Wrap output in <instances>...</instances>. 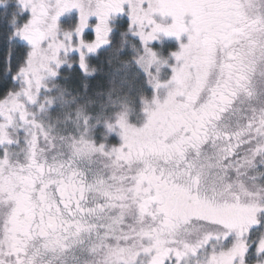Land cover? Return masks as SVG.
Wrapping results in <instances>:
<instances>
[{
  "label": "snow or ice",
  "instance_id": "1",
  "mask_svg": "<svg viewBox=\"0 0 264 264\" xmlns=\"http://www.w3.org/2000/svg\"><path fill=\"white\" fill-rule=\"evenodd\" d=\"M18 2L31 11L17 34L32 50L19 70L21 88L0 98V264H68L77 250L91 264H246L251 230L264 231V189L245 179L257 156L264 162V0ZM124 5L145 44L157 33L188 34L173 54L171 79L149 78L168 89L167 98L145 108L142 128L121 123L119 148L104 152L73 139L57 153L50 129L28 106L56 75L51 65L59 67L61 52H79L85 68L81 50L107 43V21ZM73 8L75 46L68 33L58 39L56 24ZM155 13L173 23H154ZM89 16L98 22L86 42L80 36ZM144 51L138 63H160ZM19 130L26 135L17 154L8 149ZM218 188L224 194L210 195ZM192 202L199 210H186ZM257 250L264 254V239Z\"/></svg>",
  "mask_w": 264,
  "mask_h": 264
},
{
  "label": "rangeland",
  "instance_id": "2",
  "mask_svg": "<svg viewBox=\"0 0 264 264\" xmlns=\"http://www.w3.org/2000/svg\"><path fill=\"white\" fill-rule=\"evenodd\" d=\"M89 0H85V3H88ZM0 6H4L7 7L8 9H11V7H14L16 10L19 11L20 14H22V12H26L27 16L25 18V21L22 22L23 25L22 27L16 31V33H18L20 30H22L23 26L28 23V21L31 19V11L29 8H25L22 7L21 4L18 2V0H0ZM17 7V8H16ZM124 9H126V14L122 15L121 19L118 18V20L116 21V14H111L107 24H108V28H109V32H108V36L106 37L107 39V43L101 45L100 47H98L95 51L89 53L86 52L85 50H81L84 51V64H85V68L82 69L80 67V53L77 51H69L67 52V54H64L63 52L60 53L58 59L60 60V64L59 67H57L56 65H51V67L53 68V70L56 72L55 76H50V77H46L43 81V87L40 91V94L38 96V100L35 104L29 105L28 107L30 108V111L32 113H34L37 117V119L42 122V123H47L49 121V119H51L50 117L51 115V108L54 105L55 102H58V100H56L59 96H58V91L62 90V88H60V85L58 84L59 80L61 77H66V75H68V79H66V87L65 90L67 91V93L70 95L72 94V91L70 89H72L74 87V85L72 84V81L74 80V77L72 76L73 74H76V76H78L79 80L81 75L84 76H94L93 74H95L96 72L98 74L103 73V68L102 66H100L101 62H103V59L105 58V53L111 54L112 50H110L111 48H109L108 52L106 49L101 50L102 48L106 47L109 42L112 40V47L114 48L116 46V48H119L118 45L120 46H125L126 44V37H128L129 39H131L132 41H134L137 45L138 51H140V54H137L138 56H135V58L137 57V66H139L140 70H142V72H144L145 74H149V76H147V81L149 84V92H150V96H147L146 98H143L144 100H146L147 102H149L152 106V108L155 107V105L152 103L153 99L155 98L156 100H158L160 103H163V101L167 98V91L168 89L165 88H160V89H156L153 87V85L149 82V78L150 76H155L157 78V81L160 82L161 84H165L167 83V81H169L171 79L172 76V67L176 65V61L174 59L173 54L174 53H178L180 51L181 45H186L188 43V34L187 33H182L180 35L179 38H177L176 41L171 42V45L168 46L169 51H167L166 53H163L162 50L161 52L159 50H157L158 48L155 47H160L162 43L161 41H163L162 36L164 35L163 33H157L156 34V39L148 42V43H143L139 36L136 35L137 29L131 25V20H130V16L128 13V6L124 5L123 6ZM118 14V13H117ZM124 17V19H123ZM152 19L154 21V23L156 24H160L162 26H169L173 23V20L170 16H160L158 13L153 14ZM114 20L116 21V23L114 22ZM126 20V26L125 23L123 24V22ZM185 24L186 26L190 23L191 21V17L186 15V19L184 18ZM97 18L95 16H89L88 20H87V25L88 27H86L83 32L81 33L80 39L84 40V41H91L94 39L95 37V32H94V27L97 24ZM114 22V24L112 23ZM122 22V23H121ZM79 23V10L78 9H69L66 12H64L63 14H61L59 17H57L56 20V24H57V37L58 39L63 40V35L64 33H68L71 36V41L73 46L77 45L78 40L75 34V28L78 26ZM123 25V32L121 33L122 36L117 37V36H111V32L113 30V28H116V26H120ZM121 27V26H120ZM164 37V36H163ZM173 37V36H170ZM17 39L19 40V42H21L22 44H24L23 46L25 49V54H24V60H23V66L26 62V58L28 57V54L31 52L32 48L31 45L24 39H21V37L17 34ZM48 41H45L42 44V48L47 46ZM160 44V45H159ZM147 48L149 49L152 53L155 54L157 61H159L160 63H156L153 64L149 67L148 72H145L144 69L141 67L140 63H138V61L140 60L141 57L145 56V51L144 49ZM100 52V53H99ZM104 52V56L101 55V53ZM100 56V59L98 60V63H94V64H90V59L94 56ZM134 58V57H133ZM139 59V60H138ZM94 65V66H93ZM162 66H168L167 69V74L166 76H164V78H162V76L160 75L161 73V67ZM75 67L77 68V71L74 72ZM96 71V72H94ZM158 71H160L159 75H158ZM155 72L157 73V75H155ZM13 75V74H12ZM104 75V74H102ZM19 76V74H18ZM16 77V76H15ZM77 78V77H76ZM114 78L111 79L110 81H107V87L106 90L110 89V85L114 86ZM19 83L21 86V80L19 78ZM21 88V87H20ZM89 93H90V99L92 100L93 98L95 99H99L100 96H102L98 91H94V89L92 87H89ZM88 93V94H89ZM112 94V93H110ZM109 91H107V100L106 102L103 104L102 107H97V110H95L94 112H97V114L99 116H94L93 113L92 115L89 114V110L92 111L91 107L84 108L85 111V116H86V120L81 121L77 116H76V111L77 109H74L73 115L67 116V123H66V118L65 117H61V126H57L59 127V129L67 134V135H72L73 137L78 138L77 136V130L78 129H83L86 128L87 129V134L85 136V139L90 141L94 146H101L103 145V150L104 152H109L111 150L105 149L106 146H109L108 144H106V137L111 136L112 138V142L113 145H116V143L118 144V146L120 147L123 143L122 137L121 135H118L116 131H111L110 130V125L112 123H114V118H115V114L119 111V107L117 106V104H114L113 106H110L107 102L110 101V97H109ZM68 96L69 98H67L68 100L70 98H72L71 96ZM85 97H87V95H85ZM89 99V100H90ZM96 103V102H95ZM101 106V105H100ZM133 107V108H132ZM114 109V112L112 111ZM144 109V105L141 102H138V104L136 106L131 105L130 107V111L128 114V127L130 128H135V129H140L144 126V124L147 122V113L145 111H143ZM110 114L109 116H106V114ZM103 115V119L102 121L105 120V118L109 117L108 119H106L104 122H106V127L108 128V132L109 134H107L106 132L104 133L103 136H96L94 134V129H96V125L93 127V122L96 123H100V115ZM93 119H97L96 121H92ZM46 120H48L46 122ZM54 124V123H53ZM55 125V124H54ZM56 126V125H55ZM118 131V130H117ZM26 133L21 130L20 133H16L17 136V143L20 145L19 148H17V154L20 153L21 149H23L25 147V142H24V138H25ZM98 143L97 145L94 143ZM254 166L252 168H250L247 173H246V182L250 185H255L258 189H264V162H262V159L260 156H257L256 159L253 162ZM232 179H235V175L234 173H229V182H231ZM264 203V202H262ZM261 214H259V219L261 222H264V216L261 218ZM264 236V231H258L257 229H252L250 236H249V246H251L252 244L256 245V253L255 252H249V258H253V260L251 261H246V264H264V262H261V258L262 255L257 249H258V241L261 240V237ZM231 241H233L232 237H229L228 239H226L225 241H223V246H225L226 248L230 246V244L232 243ZM83 256L85 257L86 262L88 263L89 261H92L91 258H93L91 255H89L87 252L82 253ZM261 257V258H259Z\"/></svg>",
  "mask_w": 264,
  "mask_h": 264
},
{
  "label": "trees",
  "instance_id": "3",
  "mask_svg": "<svg viewBox=\"0 0 264 264\" xmlns=\"http://www.w3.org/2000/svg\"><path fill=\"white\" fill-rule=\"evenodd\" d=\"M17 8V7H16ZM126 9L123 8V11L121 13L116 14V21L121 19L122 15L126 14ZM27 16L26 12H22V14L19 13L18 10H16L14 7H11V9H8L7 7L0 6V98H5L9 94H13L14 92L18 91L20 89V83H19V70L23 67V60H24V54L25 49L21 42L17 39V33L23 23L25 21V18ZM186 19V16L184 17ZM124 19V17H123ZM114 20V22L116 23ZM114 22H112L114 24ZM123 22V20H122ZM121 22V23H122ZM126 26V20L123 22ZM121 26V27H120ZM119 27L116 26V28H113L111 36H122L121 33L123 32V25H120ZM164 36V37H163ZM161 41L162 43L159 50L163 53H166L169 51L168 46L171 45V42H174L177 40V37L173 36H166L163 35ZM126 38V45L125 46H119V48H116V46L113 48L112 40L109 42V44L102 48L106 49L107 52L108 49L111 48L112 50L111 54L105 53V58L103 59V62H101L100 66L103 68V73L98 74L96 71L94 76H84L81 75L80 80L76 74H73L74 80L72 81V84L74 87L70 89L72 91V98L69 100L67 91L65 90L66 87V79H68V75L66 77H61L58 84L60 85V88L62 90L58 91V102H55L54 105L51 108V119L46 120L48 124H55L56 126H61V117L66 118L67 123V116L73 115L74 109L79 108L80 106H84V108L91 107L92 111L89 110V114L94 116H99L97 112H94L97 110V107H102L103 104L107 100V91H109V94L112 93V91L115 89V87L123 89L124 92L128 93V95L131 98V105L136 106L138 102H141V98H146L147 96H150L149 92V84L147 81V76L149 74H145L140 70L139 66H137V54H140V51H138L137 45L134 41L129 39L128 37L124 36ZM22 39V38H21ZM174 40V41H172ZM159 44V45H160ZM100 53V52H99ZM101 55L104 56V52L101 53ZM134 57V58H133ZM100 59V56H94L90 59V64L98 63V60ZM139 60V59H138ZM117 64H120L121 66H117ZM94 66V65H93ZM168 67V66H167ZM166 66L161 67V72L158 71V75L160 74L162 78L166 76L167 69ZM77 71V68L75 67L74 72ZM160 72V73H159ZM13 74V75H12ZM104 74V75H102ZM155 75L157 73L155 72ZM16 76V77H15ZM77 77V78H76ZM114 78V87L112 89L106 90L107 87V81ZM89 87H92L94 91H98L102 96H100L99 99L93 98L92 100L89 98ZM89 93V94H88ZM70 95V96H71ZM87 95V97H85ZM110 101L107 102L110 106H113L116 104V101L113 99L112 94L109 95ZM90 99V100H89ZM96 102V103H95ZM101 105V106H100ZM133 108V107H132ZM114 112V109L112 110ZM106 116H109L110 114L105 113ZM55 118V120L53 119ZM100 123L93 122V127L95 124H97L94 129V134L96 136H103L106 132L109 134L108 128L105 126L106 122H104L109 117L105 118L104 121L103 115H100ZM110 119V118H109ZM97 119H93L92 121H96ZM21 130H19L17 133H20ZM112 140L111 136L106 137V143H109ZM19 144L16 142L9 146V149L13 153H17V148H19ZM2 151V149H0ZM264 216V213L261 214V218ZM261 239H264V236L261 237ZM233 242V241H231ZM257 242H259L257 240ZM232 244V243H231ZM230 244V246H231ZM229 246V247H230ZM224 250H227L229 247L223 246ZM256 251V245L252 244L248 247V254L246 261H251L253 258H249V252H255ZM256 253V252H255ZM262 254V253H261ZM261 258V257H259ZM261 262H264V254L262 255V258L260 259Z\"/></svg>",
  "mask_w": 264,
  "mask_h": 264
},
{
  "label": "clouds",
  "instance_id": "4",
  "mask_svg": "<svg viewBox=\"0 0 264 264\" xmlns=\"http://www.w3.org/2000/svg\"><path fill=\"white\" fill-rule=\"evenodd\" d=\"M141 67L143 69H149V65L147 64V57L144 58V60L140 63ZM117 66H121L120 64H117ZM114 86L110 85V89H112ZM113 99L116 101L117 106L119 107V111L115 114L114 123L110 125L111 131H116L118 135H122L123 129L121 128V123L128 126V114L131 107V98L128 95V93L124 92L123 89L115 87V89L112 91ZM141 103L144 105L143 111H145L146 107H152L149 102L141 98ZM76 116L81 120H86L84 106H80L76 111ZM55 120V118H53ZM46 128L50 129L51 136L54 139L56 146H57V153L67 144L71 143L73 139L79 140V139H85V136L87 134V129H78L77 130V136L73 137L72 135H67L63 133L59 127L55 126L54 124H48L43 123ZM118 130V131H117ZM88 141V140H86ZM90 142V141H89ZM49 153L46 151L44 153L45 156H47ZM224 194L222 189H217L215 193H210V195L219 197L220 195ZM197 205L195 202H192L191 204H186V210L191 212L195 211L197 209ZM192 239H195V235L192 236Z\"/></svg>",
  "mask_w": 264,
  "mask_h": 264
},
{
  "label": "flooded vegetation",
  "instance_id": "5",
  "mask_svg": "<svg viewBox=\"0 0 264 264\" xmlns=\"http://www.w3.org/2000/svg\"><path fill=\"white\" fill-rule=\"evenodd\" d=\"M94 143L96 145L98 144L96 142H94ZM106 144L109 145V146L105 147V149H108V150H111V149H114V148H119L117 143H116V145H113L112 140L109 143H106ZM196 210H199V209H196ZM75 256H76V260L69 261L68 264H91V261H89L88 263L86 262L85 257L83 256V254L79 250L76 251ZM91 259L93 260L94 258H91Z\"/></svg>",
  "mask_w": 264,
  "mask_h": 264
}]
</instances>
